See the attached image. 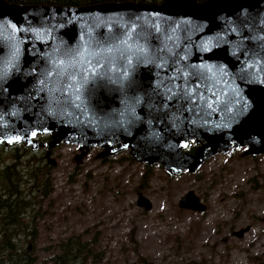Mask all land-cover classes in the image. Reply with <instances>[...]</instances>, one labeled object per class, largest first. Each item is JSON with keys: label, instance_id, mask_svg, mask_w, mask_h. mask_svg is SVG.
<instances>
[{"label": "water", "instance_id": "obj_1", "mask_svg": "<svg viewBox=\"0 0 264 264\" xmlns=\"http://www.w3.org/2000/svg\"><path fill=\"white\" fill-rule=\"evenodd\" d=\"M60 143L129 150L172 176L238 148L264 154V0H0V145ZM178 206L206 209L192 191Z\"/></svg>", "mask_w": 264, "mask_h": 264}, {"label": "rangeland", "instance_id": "obj_2", "mask_svg": "<svg viewBox=\"0 0 264 264\" xmlns=\"http://www.w3.org/2000/svg\"><path fill=\"white\" fill-rule=\"evenodd\" d=\"M246 149L174 176L158 163L146 169L129 150L103 157L101 148L62 143L37 152L39 159L49 152L43 163L52 190L34 207L40 214L29 247L37 264L71 236L96 254L87 264H264V154L255 158ZM6 157L0 153V162ZM189 191L204 211L179 208ZM141 197L148 208L138 204Z\"/></svg>", "mask_w": 264, "mask_h": 264}, {"label": "trees", "instance_id": "obj_3", "mask_svg": "<svg viewBox=\"0 0 264 264\" xmlns=\"http://www.w3.org/2000/svg\"><path fill=\"white\" fill-rule=\"evenodd\" d=\"M9 3L27 6H64L83 7L111 2L161 3L157 0H6ZM164 1V0H163ZM204 2L205 0H197ZM41 142L49 144L50 136L39 137ZM62 144V143H60ZM200 144H202L200 142ZM59 145V144H58ZM198 143L189 142L184 149L186 153L194 154L199 148ZM48 148L32 150L23 144L0 145V153H7V160L0 162V264H37L38 258L30 243L37 237L36 218L40 212L34 207L41 203L39 196L49 198L51 184L48 163H43L37 152ZM7 151V152H5ZM46 153V152H45ZM257 158V156H253ZM145 168L148 169L147 163ZM145 169L147 175L148 170ZM38 192L37 197L32 196ZM137 253V243L131 239ZM89 243L83 242L79 236H71L61 241L59 253H52L42 264H87L95 260L96 254L89 248ZM141 256H138L140 259ZM144 259H141L143 261Z\"/></svg>", "mask_w": 264, "mask_h": 264}]
</instances>
